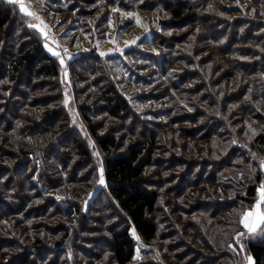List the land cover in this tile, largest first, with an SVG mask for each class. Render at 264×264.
Wrapping results in <instances>:
<instances>
[{
  "label": "trees",
  "instance_id": "16d2710c",
  "mask_svg": "<svg viewBox=\"0 0 264 264\" xmlns=\"http://www.w3.org/2000/svg\"><path fill=\"white\" fill-rule=\"evenodd\" d=\"M186 1L161 4L167 19L122 52L63 53L18 2L0 0V264H84L91 255L76 250L99 242L109 254L95 264H179L168 249L182 264H264V224L240 221L264 180V0ZM143 84L156 91L134 90ZM50 213L60 229L47 238L17 232Z\"/></svg>",
  "mask_w": 264,
  "mask_h": 264
},
{
  "label": "rangeland",
  "instance_id": "374dc122",
  "mask_svg": "<svg viewBox=\"0 0 264 264\" xmlns=\"http://www.w3.org/2000/svg\"><path fill=\"white\" fill-rule=\"evenodd\" d=\"M76 1H78L75 2L78 5V7L75 8V11L72 10V7H67L66 4L64 5L55 4V0L53 1V3L51 2V5L48 6L43 5L42 0H35V1L18 0V4L20 5V3H23L25 5L26 13L27 12L33 13V15L27 14V17L25 18L24 22H28L31 26L39 29V31L44 36V40L56 42L55 43L56 48L57 49L60 48L63 53L68 49L76 50L81 47H92V46L96 47L99 51L104 53H114V52H122L124 48L135 45L138 41H141V38L146 34H148L153 29V27L157 25V23H161L162 20L167 19L168 14L163 12L164 7L161 4H171L175 0H163L161 3L160 0L159 2L157 1V4L154 3L153 5L150 4L149 6H147L146 3L145 5L147 6V8L143 7V9L142 8L133 9L131 6L130 7L128 6V8L126 9L129 10L123 8H117L116 6H112V5L107 6L104 0H102V3L98 2L100 0H88L89 2H87V0H76ZM129 1L133 3L134 0H129ZM182 1H183L182 6H186L187 1L186 0H182ZM208 1L209 0H207V2ZM199 10L202 11L203 9L200 8ZM100 16L101 17L106 16L107 20L99 23L98 24L99 26H97L93 31L90 30L89 29L90 25H94L95 22L99 20ZM189 26L190 25L186 27ZM22 28H23L22 25L18 21H16L15 31H13V33L9 31L6 34L5 42H4L6 45L3 44V48L6 47L8 51L13 53L14 51L13 46L16 43L17 38L21 34H23L21 33ZM173 32L175 31L173 30ZM89 33L92 34L93 37L89 36L90 35ZM209 33H212V31H209ZM191 35L192 34H189V37H191ZM151 47L156 49L159 48L158 45H153ZM167 49L168 48H166L164 51H166ZM75 71L76 72L73 73L72 82L77 83V85H81L82 82L81 78L83 77V75L87 76L86 74L87 72L82 71V69L79 68H76ZM61 79H63V82H60V84L65 92L63 101L66 105H69L71 101L69 96L71 86L68 83V77L66 71H65V76L62 75ZM127 87L128 86H126L125 90L127 89ZM149 87L150 86H147V84H143L140 87L137 88L132 87V88H135L134 90L138 91L140 89L149 88ZM149 89L150 92L156 91L155 87H151ZM36 90H37L36 88L30 89L32 93V97L35 96L34 94L36 93L39 94L38 90L37 91ZM159 102H161L160 99ZM71 114L75 116V113L71 112ZM71 167L73 168V170L75 169L74 161L71 163ZM262 169L264 171V162L262 164ZM67 172L70 178H74V176H72L71 174L72 173L71 168ZM73 180L74 179H70L69 183L65 184V189L66 187H70V188L77 187L78 185L77 183L79 181L75 182ZM261 185H264V180L260 183V186L258 188L257 201L254 202L251 209L247 208L243 211L240 217V221H242L244 213L248 211H253L255 205L259 202L260 200L259 190L261 188ZM38 210L40 211L41 209L38 207V209H36V212H38ZM262 211H264V205H262ZM94 213L95 212H93V215H97V213L95 214ZM37 215L29 217V220L28 219L21 220L17 226V232L19 233L20 229L23 227V229L21 230L23 234L31 235V237L34 236L38 237L44 235L45 236L44 238H47V236H49V233L51 234L54 231L60 229V225L57 223L59 217L56 214L50 213L49 218L42 217L41 214H39L40 216ZM26 223H31V224L30 226L25 227L24 225H26ZM247 232H249L248 229ZM86 235H89L86 236V238L88 239L93 237L94 234L86 232ZM5 236L7 235L5 234ZM101 246H102L101 242H99V245L97 247H94L93 243H88L84 248L89 251L76 250L77 251L76 255L77 257L79 255H91L90 260H88L90 258L88 256L83 258V263L95 264L96 260L92 258L95 257L94 255H97L100 258L104 257L105 255H107L105 257H108L109 249L107 247L101 249L100 248ZM6 251H10V250H6ZM167 251H168V255H174V253L177 252L178 254L176 255H179L178 257L179 264L183 263L182 254H180L181 251L180 252L179 250L175 251L174 249L173 250L168 249ZM185 251L189 252L187 249ZM42 254H43L42 252H39L38 256H41ZM187 255H194V254L188 253ZM198 255H201V252ZM49 256L50 255H48V259ZM248 258L249 256L247 255V257H245V261L243 264H249ZM58 263L62 264L61 261H59Z\"/></svg>",
  "mask_w": 264,
  "mask_h": 264
},
{
  "label": "snow or ice",
  "instance_id": "6c2138e0",
  "mask_svg": "<svg viewBox=\"0 0 264 264\" xmlns=\"http://www.w3.org/2000/svg\"><path fill=\"white\" fill-rule=\"evenodd\" d=\"M9 3H17L18 0H8ZM20 10L26 12L25 5L20 3ZM28 15H33L31 12H27ZM58 55V54H57ZM103 55V53H102ZM101 183H103V179H101ZM260 200L255 205L253 211H248L244 213L243 219L241 223L243 226L248 229L249 232H254L260 225L264 224V211H262V205H264V185H261L260 188ZM133 235L135 232L133 230ZM249 264H253L252 258L249 257Z\"/></svg>",
  "mask_w": 264,
  "mask_h": 264
}]
</instances>
